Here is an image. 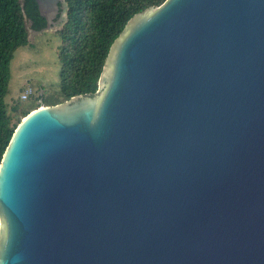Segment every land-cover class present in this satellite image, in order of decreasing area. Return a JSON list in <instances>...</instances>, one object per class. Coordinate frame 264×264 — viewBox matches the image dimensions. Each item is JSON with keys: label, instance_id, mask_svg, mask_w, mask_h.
Wrapping results in <instances>:
<instances>
[{"label": "water", "instance_id": "water-1", "mask_svg": "<svg viewBox=\"0 0 264 264\" xmlns=\"http://www.w3.org/2000/svg\"><path fill=\"white\" fill-rule=\"evenodd\" d=\"M98 85L15 129L0 264H264V0L140 11Z\"/></svg>", "mask_w": 264, "mask_h": 264}, {"label": "trees", "instance_id": "trees-1", "mask_svg": "<svg viewBox=\"0 0 264 264\" xmlns=\"http://www.w3.org/2000/svg\"><path fill=\"white\" fill-rule=\"evenodd\" d=\"M66 1L68 21L59 30L60 97L45 92L37 95L36 108L41 103L56 105L76 95L96 93L111 46L128 21L140 11L153 5L160 6L166 0ZM26 17L34 30L47 26L35 0H0V164L21 122L20 119L14 122L15 115L10 112L6 97L10 91L15 52L29 43ZM12 109L17 111L18 106ZM31 111H23L24 116Z\"/></svg>", "mask_w": 264, "mask_h": 264}, {"label": "rangeland", "instance_id": "rangeland-1", "mask_svg": "<svg viewBox=\"0 0 264 264\" xmlns=\"http://www.w3.org/2000/svg\"><path fill=\"white\" fill-rule=\"evenodd\" d=\"M60 45L59 29L43 33L29 30V43L16 50L11 64L10 91L6 97L9 110L15 115L14 122L23 120V111L36 108L38 94L45 92L49 96L60 97ZM30 90L35 94L24 99L23 93ZM13 106H18V110H13Z\"/></svg>", "mask_w": 264, "mask_h": 264}, {"label": "built area", "instance_id": "built-area-1", "mask_svg": "<svg viewBox=\"0 0 264 264\" xmlns=\"http://www.w3.org/2000/svg\"><path fill=\"white\" fill-rule=\"evenodd\" d=\"M34 94L35 93L32 90L26 91L25 93H23V97H24V99H28L30 96H33ZM41 106H45V105L43 103H41L38 107H41Z\"/></svg>", "mask_w": 264, "mask_h": 264}]
</instances>
